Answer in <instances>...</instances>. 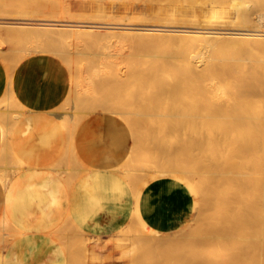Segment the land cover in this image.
Here are the masks:
<instances>
[{
	"label": "bare ground",
	"instance_id": "6f19581e",
	"mask_svg": "<svg viewBox=\"0 0 264 264\" xmlns=\"http://www.w3.org/2000/svg\"><path fill=\"white\" fill-rule=\"evenodd\" d=\"M80 1L87 3L91 0ZM131 1L133 0H109V2L112 3H127ZM164 1L165 0H163V2ZM172 2H174L175 6L208 7L211 9L213 8V10L210 16H191L182 18L169 15L159 20L158 17L156 18L157 21L154 19V16L149 14L132 12L133 14L115 15L109 13L106 15L105 20L111 23H100L97 21L100 20L99 18H94L87 22H75L74 19H88V17L91 16L88 15V12L86 14L83 11L74 15L71 11L73 16L70 14V9L68 10V7H66L65 9L63 8L65 11V14H63L64 16L62 15L58 17L56 21L54 20L55 23L37 24L39 26L36 28L33 22L24 23L23 21L25 27L18 29V27L16 28V21H13L16 23V26H12L14 29L12 28L11 31L8 30L11 34L7 32V37L11 36L12 33H18L20 31L23 32L20 33L22 36L24 32H26V34L30 33V35H32L31 37H33V39L35 38V40H37L36 38L40 39V35L41 37L44 35V37L48 38L50 41L60 42L68 45V47H72L70 48L72 50L74 47L80 49L81 52L79 50L70 52V49H68L69 51H64L63 47L59 45L62 51L59 49L56 51V49L55 52H58L56 56L58 54L63 55L62 59L67 64L64 70L69 79L75 75H79L75 83L78 80L80 89L85 90H83L84 94L88 92L86 88L90 93L92 92L91 94H93V91H96L98 87H96V82H94V85L93 79L95 81V78L98 77L100 80L96 79L97 84H101L98 88L99 92L100 88L103 87L110 89L109 92H107L108 96H102L103 98H100L98 102L93 105V107L95 106L94 108L100 112H112L116 113V116L119 114V116L121 115L130 119L132 123L131 117H136L135 113L138 112L136 115H139L140 112L139 117H141L142 114L140 109H142V105L146 106L145 108L147 109H149L148 106H151L154 111L156 102H158L163 112H165L164 110H169L173 118L171 123L176 126L174 129V126L171 125V130H173L172 135L176 138L175 140L179 146L177 152L181 158L179 160L177 158L178 161H174L170 158L171 156L167 157L169 156L168 153L165 154H168L167 156L163 155V152H165L163 151L164 149H167L166 151L169 152L172 147L169 141H165L167 142L165 144H168L171 149L166 148L168 145L164 146V143H160L164 135L159 134L160 132H156L157 128L160 126L155 125L156 131H153L156 133L149 132V134L161 136H159V140L155 139V136H150L152 139L154 138L153 141L150 139L152 142L155 143L156 140L159 141L155 143V147L158 148L154 149L155 151L152 150L154 152L151 151V154L155 153V155H152H158L159 153H157V151L159 147L162 146L161 151L163 152L161 155L165 157L162 162L163 168L160 169L158 166L156 170H152L160 162L157 164L154 163L156 160H154L153 157H151L153 158L151 159L153 162L149 161L148 158L150 156L146 154L150 152L149 150L147 151L148 148H145L147 146H145L144 149L149 153H146V156L143 157L142 153L144 149L139 145V147H135V149L139 148L140 150V148H142L141 151H143L139 152L136 150L134 152H138V154L141 153L142 158L140 159L146 157V160L139 163L136 159L128 163V160H131V158H129L122 164L120 168L121 172L119 169L113 170L119 171L120 174H124L122 176L123 180L127 184L134 186L135 191L139 184L147 177L143 171L161 172L164 175L167 174L171 176H175L174 174L176 173L180 174L177 180L182 195L193 198V204L199 207L195 217H193L195 220L193 219L191 221L194 225H191V222L186 224L189 232L183 229L185 232L182 230L183 233L181 231L178 235V238L183 242H180L179 239L177 240V237L171 236L175 237V240L182 244V247H180L184 250L181 251V249L178 248L180 244L176 245L177 243H175L171 245L172 242H176L175 240L172 241L174 238L163 236L146 227L137 208L140 200L137 195H133L134 198L131 200L132 202L134 201L136 210L131 212L128 225L134 227L138 224L139 226L142 225L143 230H140L139 226L137 227L142 234H140L139 231L138 234L136 229L135 234L138 235L136 236L134 234V236H136L134 239H132V236H124V233L120 231L106 237H96L90 235L84 236V231L82 230L81 236H79V234L78 237L76 236L77 234L75 235L77 238L74 244L77 250H73L72 252H76L71 255L72 263L74 259L73 256H77L78 260L80 259V253H83L80 250L83 248L86 251L88 249H95L96 251H100V253L112 252L120 248V257L118 258H124L127 254H129V257L131 255V257H133H130L131 260L128 261L129 263L127 264H264V14L257 13L255 20L254 18L252 19L249 12L250 3L247 0H171V3ZM30 4L32 5L33 3L30 2ZM163 4H165V2L162 3V5ZM166 4L168 3L166 2ZM219 8L227 9V11L217 14V9ZM230 8L234 10L235 14L233 17H229L228 10ZM34 9L33 7L32 11H35L37 14V10ZM21 10L20 11L23 13V9ZM18 13L17 15L19 16ZM31 13H28V15H33L34 12ZM29 16L24 17V19L27 17L29 18ZM253 20L257 23L256 25L253 24ZM18 22L19 24L21 22V25L23 24L22 21ZM101 29L108 30L102 31ZM8 33L10 34L9 36ZM15 35L12 36L14 37ZM17 35L19 36V33ZM40 43H42V41H39V44ZM46 43L47 42L44 43L45 45L43 47L47 45ZM35 44L37 45V43ZM50 44L52 43L50 42ZM113 47L117 50H126V60L124 62L127 65L129 64V66L123 62L126 67H128L125 72L120 71L119 60H117L115 53H97L96 51V53H92L83 52L82 50L96 48V50L105 51ZM20 54H22V52ZM72 54L84 55L85 58H77L75 60L73 57H70ZM16 62L17 60L14 63ZM14 63L12 62L13 65ZM124 64L123 66H125ZM9 66H11V64ZM9 66H7L6 69L10 73L12 69ZM70 82V85L73 83L76 87L73 79H71ZM112 84L113 86H111ZM74 86H72V88ZM14 88V84L8 86L6 88L8 96L5 95L2 100L0 99L1 126L2 122L5 123L4 120L8 117H12L14 118L13 120L16 121L26 112V110H22L23 108L18 111L11 109L12 104L15 103L13 100L14 97H12ZM121 89L123 92L124 90L127 91V93H125L127 97H124V95V98L118 97L120 96L118 95L119 90L122 92ZM137 99H140L137 104L142 105L133 109ZM82 100H84V95L82 96ZM67 101L69 102V99ZM89 102H91L90 99ZM153 103H155V108L152 106ZM81 105L82 104H80V106ZM14 106H16V104H14ZM67 108H69V106ZM90 108H92V104ZM153 111L150 109L149 112L152 114L154 113ZM47 112L49 115H54V117L60 113H56L54 110ZM66 112L67 114L69 113V111ZM91 112L93 113V111ZM63 113L62 115H67L65 112ZM83 113L86 115L87 111ZM147 114L144 115L143 113L145 117ZM156 114L157 117H155L154 114H152V116L154 115V118H158L159 111ZM160 115H163V113ZM160 115L159 117H161ZM59 116L60 115L57 117ZM69 116H71V114ZM72 116H74V114ZM72 116L70 121L67 118V124L72 127L71 129L67 126V129H71L69 130L71 132L67 130L69 135L76 130L75 124H79L82 120H80L77 115V120L75 119L76 121L74 120L73 123L75 125L74 127V125L71 124L73 122L72 118L74 119L75 117ZM62 117L63 116L59 118L61 119ZM161 119L159 121H161ZM65 120L66 119H64V121ZM78 120L80 121L77 122ZM153 120L152 118V120L147 121V125H149L151 121L152 123H150L153 124L154 127ZM155 120L157 121L158 119ZM167 120L168 119H166V121ZM166 121L164 120L163 122V126L165 125V127L166 125L169 126ZM138 122L137 120V124H139ZM126 124H128V122ZM157 124L160 125V123ZM168 126L167 128H170ZM64 127L66 128V125H64ZM153 127L152 129H154ZM2 128H4V126ZM6 128H4L5 133L8 132ZM147 128L148 127H146V129ZM7 129L10 128L8 127ZM11 129L9 131H11ZM8 134L4 135V133H2V136L4 135V140L8 139ZM139 134L141 133L139 132ZM73 135L76 136V133L74 132ZM71 137L72 136L69 138L72 139ZM164 138L165 137H163V139ZM143 139L146 143L148 142L146 137H143ZM151 141L149 143H151ZM171 141L173 143V140ZM136 142H134L135 145ZM145 142L142 143L144 144ZM9 144L11 143L9 142L8 145ZM9 148L11 149L9 156L16 162L15 168H12L10 165L14 173H17L21 168H23V170H25V167L30 168V165H26L27 163L25 164L21 160L16 159L11 146ZM131 155L132 152H130L128 157ZM4 156H8V154ZM137 156L138 155H134V158ZM172 158L174 159V157ZM184 158L189 160V166L187 167L185 166L187 163H185L186 161H184ZM7 163L10 162H6V164ZM6 164H3L5 166L0 168V175L2 179H4V188L2 187L4 192L10 190L11 186V183L8 184L9 177L7 171L9 167H7ZM52 165L55 166V164ZM54 166L52 167L54 168ZM46 167L48 169L50 168L48 165ZM88 170L87 168L83 171L88 172ZM109 170L112 171L111 169ZM61 171L63 170H60V172ZM136 171L143 172L144 176L135 180L133 173L135 172L136 174ZM66 184L70 187L72 183L68 181ZM65 220L67 219H64V221ZM65 222L69 223V225L71 223L72 228L76 227L72 221L68 222L67 220ZM9 224L10 222L6 214L3 212L0 216V226L2 230L6 228L11 229ZM188 224L190 227L192 226V230L189 229L190 227L188 228ZM130 228L133 232V228ZM56 231L57 230H55V233ZM131 231L129 230L130 233ZM3 232H1L3 233V238H5V236H9V238L0 239V247L4 246V242H7V240H14L17 236L19 237L25 233L24 230L11 233ZM51 232L53 231L51 230ZM62 232L63 230L60 233ZM57 235L58 234L54 236L57 237ZM146 237L148 239H146ZM55 240L56 238L54 241ZM127 243L136 244H131L133 247H131V249L133 250L129 249V252L126 250L127 254H124L126 252L123 250V247L124 244ZM71 244L70 249L67 248L68 250L74 248L73 246L71 247ZM183 244L186 245V248ZM173 246L178 247L175 249ZM77 253L79 255H77ZM112 257V259H114V256ZM77 258L75 257L76 261ZM84 258L86 257L84 256ZM64 260L67 261V257ZM80 263L82 262L80 261L79 264Z\"/></svg>",
	"mask_w": 264,
	"mask_h": 264
},
{
	"label": "rangeland",
	"instance_id": "374dc122",
	"mask_svg": "<svg viewBox=\"0 0 264 264\" xmlns=\"http://www.w3.org/2000/svg\"><path fill=\"white\" fill-rule=\"evenodd\" d=\"M172 1H175V0H172ZM247 1H249V3H250V11L249 12H250V16L252 19L254 18V20H255L257 13L264 14V5H262V4H264V0H256V1L255 0H247ZM30 2L33 4L35 3V4L34 5L32 4L33 5L32 6L30 4ZM157 2H161V3H157ZM164 2H165V4L162 5V3H164ZM164 2H163V0H133V1L127 2V3H112V2H109V0H97V2H96V0L95 1L91 0L90 2H87V3H83L80 0H42V2H41V0H20V1L19 0H0V74H2L3 81L6 84V86L4 88L5 91L3 92L2 97L0 99L2 100L3 96L5 97V95L8 96L6 88L10 85L16 84L17 82H20V84L24 88H27L28 90H30V94H32V96H33V94H35L39 90L40 91H42V90L47 91V88L49 86L59 87L62 90V96L60 99V103L58 104L56 109H54V111H56V113L60 112L58 115H60L59 117L63 116L62 117L63 119L61 118L63 121L59 117H57L58 116L57 114H56L57 116L54 117V115H49L48 112H46L48 116L52 117L51 120L57 125V128L55 129L56 130L55 134L56 135L61 134L67 141L66 148H65L64 152L62 153L58 163L54 167L55 173L60 178L64 179L65 183H67L68 181H69V183H74L81 176L83 178H85L86 176H90L89 174L96 172L95 177H98V180H96V187H98L100 191H101V189H103L104 191H105V189H107V193H108V197L107 196H104V197L100 196L99 197V204L102 202H107V201H109V199L112 200V198L111 197L109 198V196H112V197L114 196L113 200L114 201L116 200L117 202L121 203L123 201L122 196L124 194L129 193L130 199H132V198H134V196H136V195L138 196V194L141 191H144L146 188L150 187V185L152 186L157 181H165L167 184V185H165L166 187L160 188L159 189L160 193H159V195H157V197L159 198V196H160V198L157 199V197L155 196L156 197L155 200L153 199L154 202L158 201L156 204V210L151 211L153 209L152 206L151 207H149L150 205L148 206L150 212L148 211L147 215H149V216L153 215L155 217V219H154L155 222H154L153 226L148 225L144 220H143V223L146 225V227L148 229H151V230H153V231H155V232H157L163 236L165 235V236H168L169 238H174L172 240V241H174L176 239L175 237H177V240L178 239L180 240V238H178L179 237L178 235L181 233V231L183 229L185 231L187 230L189 232L186 224L188 222L190 223L193 219L195 220V218H193V217H195L196 211L199 208L193 204V198H191L190 196H187V195H182L181 188H180L179 182L177 180V177L180 174L176 173V174H174L175 176H171V175H167V174L164 175L161 172L155 173V172H149L148 170H147V172L143 171V172H145L147 177L139 184L136 191L134 189V186L127 184L123 180L122 176L124 174H122V173L120 174V172H121L120 168H121L122 164H124L125 160L127 161L129 158H131L130 161L128 160V163L133 162V160L135 161L136 159H137L136 161H138L139 163H142V161L146 160L145 159L146 157L144 159H140V158H142L141 153L138 154V152L137 153L134 152L136 150H138L139 152H142L143 150L141 151V149L142 148L144 149L145 146H147L145 148H148L147 151L149 150L150 153L147 152L146 149H144V151L142 153L143 157L147 155V156H150L148 158L149 161L153 162V160H151V159L154 158V160H156V162H154V163L157 164L160 162L152 170H156L158 166L160 167V169L163 168L162 162L164 161V158H165L161 155L163 151H165V152H163L164 156H167L169 154V156H167V157L171 156L170 158L174 161L175 160L178 161L181 158V157H179V154L177 152L179 146L177 144V141L175 140L176 138L174 137V135H172L173 130H171V127L174 126L173 128L175 129L176 126L173 123H171V120L173 118L171 117L169 110L168 111L164 110L165 112H163L162 111L163 109H162V107L160 108L158 102H156V108L154 106L155 103L152 104V106H154V108H155L154 111H153V108H151V106H148L149 109H147V108H145L146 106H143L142 104H137L138 101H140V99H141V97H140V99H137V101L134 100V101H136V104H134L133 109L142 105L141 106L142 109H140L141 107L139 108L141 110L142 115H141V117H139L140 112H139V115H136L138 112L135 113L136 117L133 116L135 119L133 117H131L132 123H131L130 119H127L121 115L119 116V114L117 115L118 116L117 117L116 113H112V112L110 113L109 112L110 113L109 114L107 111H105L106 113L102 111L103 112L102 113L99 110H97L96 108H94L95 106L93 107V105H95L100 98L108 96L107 92H109L110 89H107L105 87L100 88V92H101L100 93L98 88H99V85H101V84H97V81H96V79H99V77H98V78H95V81L93 79V83L96 82V85H97L96 87H98V88H96V91L94 92L93 90H91V91H93V94H91L92 92L90 93V91L86 88V90L89 93L87 92L88 94L87 93L84 94L83 93L84 89L83 90L80 89V87H79L80 83L78 82V80L75 83V80L79 78V75H75L74 77L71 78V79H73V82L76 85V87H75L72 83L71 85L74 86L72 88V86L70 85L71 79L68 78V76L64 70L65 65H67V64L62 59L63 55L58 54L56 56V54L58 53V52H55L56 49H57L56 51H58V49L62 51L60 46L63 47L64 51H69L68 49H70L72 47H70V46L68 47V45H65V44L60 43V42L50 41L48 38H45L44 35H42V37L40 35L39 36L40 39L36 38L37 40H35V38L33 39V37H31L32 35H30V33L26 34V32H24V34L26 36L24 34L22 36V34L20 35V33H23V32H21L20 30H19L20 32H18L19 36L17 35L18 34L17 32L12 33V35L16 34L17 36L15 35L13 37L11 35L13 38L11 36H9L11 34L9 31H11V29L13 27H15L16 25H17L16 28L18 27V29H20L21 27H25L24 26L25 22H27V23L33 22L35 24L36 28L39 26L37 24L41 25L42 23H44V24L55 23L54 20L56 21L58 19V17L65 14L64 9L66 7H68V10L70 9L69 10L70 14H72L71 11L74 13V15H77V13L79 14L80 12L84 11L86 14L88 12V15L91 16V17H88V19H84V18L78 19V20L74 19L75 22H78V21L79 22H87V21H90L91 19L99 18L100 20H97V21L100 23H111L110 21L105 20L106 15L109 13H112L115 15L133 14V13L149 14V15L154 16V19L157 21L156 18L159 17L158 18V20H159V19H161L165 16H169V15L176 16V17H182V18L183 17H191V16H196V17L210 16L211 12L213 10V8L211 9L208 7L202 8V7H192V6H175L174 2L171 3V0H165ZM166 2L168 4H166ZM38 3H39V5H38ZM143 3H145V4H143ZM33 7L37 10V14L35 11H32ZM61 8H62V10H61ZM21 9H23V13L21 12L22 11ZM224 11H227V9L219 8V9H217V14H221ZM228 11H229V17H233L235 14L234 10L232 8H230ZM25 12H26V14H25ZM27 12L28 13L34 12V13H33V15L29 16ZM17 13L22 18L19 17L17 15ZM26 16H29L30 20L28 17L24 19V17H26ZM19 19H22V20H19ZM13 21H16L17 24ZM18 21H22V23L24 21V23L21 25V22L19 24ZM253 24L256 25L257 23L254 21ZM101 30L107 31L108 29H101ZM7 32L10 33V34L8 33L9 37H7ZM33 36H36V35H33ZM10 38H11V41H10ZM36 41H38V42H36ZM39 41H42V43L39 44ZM43 42L44 43L47 42L46 44L49 47L47 45H46L47 47L46 46L43 47L45 45ZM50 42L52 44H50ZM35 43H37V45L39 44L38 45L39 48L37 47V45ZM75 50L76 51L79 50L81 52L80 49H76L75 47L73 50L70 49V52L71 51L74 52ZM82 50H83V52H92V53H96V52L97 53L98 52L99 53L100 52L115 53L117 60H119L118 62H119L120 71L125 72L128 68V67H126L127 64L124 62L126 60V56H125L126 50L125 49L117 50L116 48L113 47V48L107 49L105 51L98 50V49L96 50V48H93L91 50H90V48L88 50H86V49L85 50L82 49ZM21 52H22V54H20ZM119 55H122V56H119ZM57 57H61V58H57ZM70 57H73L75 60L77 58L78 59L79 58H81V59L85 58L84 55H75V54L70 55ZM16 60H17V62L14 63ZM12 62L14 63V65L12 64ZM10 64L12 67L9 66ZM123 64L125 66H123ZM7 66H9L12 69V71L10 73L6 69ZM127 66H129V64ZM123 67H124V69H123ZM20 73H21V77L19 79V78H17V74H20ZM7 75H9V76H7ZM7 77H9V78H7ZM101 82H102V80H101ZM94 85H95V83H94ZM111 86H113V84ZM72 91H74V92H72ZM125 93H127V91L124 90V92H123V90H122V92H121L119 90L118 95H120V96H118V97H121V98L127 97V95H125ZM83 95H84V100H82ZM123 95H124V97H123ZM138 95H141V94H138ZM19 96H20L19 93H15L14 91H12V97H14L13 100L15 101L14 104H16V106H14V104H12L11 109L18 111V110H21L23 108L22 110H24V111L26 110V112H24L23 116H21L16 121L13 120L14 118L8 117L7 119L4 120L5 123L2 122V126L0 123V130H2V131H0V168L4 167L5 165H3V164H6V162L11 163V164L10 163L6 164V166L9 167V170L7 171L8 177H9L8 178L9 179L8 184H10L13 181V178L20 177L22 174H24L26 171H28L30 169L29 167H25L24 168L25 170H23V168H21L17 173H14L13 170H11L12 168H15L16 162L14 160H12L13 158L11 156H9L11 153L10 152L11 149L9 147L11 146L12 152L14 153V156L16 157V159H19L26 164L27 162H25L24 158H25V156L30 155V150L26 149L25 146H22V144L20 142L22 140L23 141L30 140V136L36 133V132H34L33 124L37 123V121H38V117L35 116V114L33 112L29 111L27 109V107L22 105V103L19 99L20 98ZM68 99H69V102L67 101ZM89 99L91 102H89ZM1 100H0V102H1ZM77 102H79V103H77ZM18 104H19V106H18ZM80 104H82V105L80 106ZM91 104H92V108H90ZM87 105H89V106H87ZM68 106H69V108H67ZM78 106H79V108H78ZM80 107H82V108H80ZM89 109H93V110H89ZM145 109H147V110H145ZM150 109L154 112L152 114H154L155 117H157L156 113H158V111H159L158 118H154V115L152 116V114L149 112ZM2 110H3V108H2ZM65 110L69 111L71 116L74 114V116H72V117H75V118L74 119L72 118L73 122L71 120V122H72L71 125H74L73 123H74V120L76 119L77 115L79 116L80 120L82 119L81 121L80 120L77 121V122L80 121L79 124L77 123L78 125L75 124L76 125V130L74 131L75 133L79 132L82 129V127L88 126L91 128V133H89L87 135L88 139H89V145L91 146V149H89V150H91V152L98 151V158L96 156V157H93L92 159L94 161L96 160L99 162H104V164H103L104 167H102L104 169V171H100V173H99V171H96L95 169H93V166L91 165V163H86L85 160L80 161L78 158H76L75 148H74V144H73V141H74L73 138L75 137V135H73L74 132H72V134L70 133V135L68 134L69 132H71L69 130H71L72 127L67 124L68 123L67 120L69 119V121H70L71 116H69L70 114L69 113L67 114V112ZM48 111H50V110H48ZM86 111H87V114L85 115L83 112H86ZM91 111H93V113ZM63 112H65L67 115H62ZM72 112H73V114H72ZM142 112L144 113V115L147 113H150V114H147V116H146L147 118H146ZM162 113H163V115H160ZM159 115L162 117V119H161V117H159ZM64 116H65V118H64ZM148 116H150V117H148ZM53 118H55L56 120H54ZM152 118L154 120L158 119L157 121L153 120L154 127H153V124H151L152 123L151 121H150L151 123L149 122V125H147V123H146L147 121L152 120ZM64 119H66V120L64 121ZM160 119H161V121H159ZM163 119L165 121H166V119H168L166 122L169 124V126L168 125H166V127H165V125L163 126V122H164ZM137 120L139 121L138 122L139 124H137ZM162 120H163V122H162ZM134 121H136V122H134ZM127 122H128V124H126ZM157 123H160V125ZM64 125H66V128L64 127ZM75 125H74V127H75ZM155 125L160 126L157 128V131H156ZM3 126H4V128H6V126H7V128L9 127L10 129L11 128L12 129H11V131H9L10 129L6 128V131L8 130V132L5 133L4 128H2ZM67 126L70 127L71 129H69V128L67 129ZM144 126H145V128H144ZM167 126L170 128H167ZM146 127H148V128L146 129ZM152 127L154 129H152ZM145 129H146V131H145ZM137 130H138V132H137ZM153 130H155L158 133L160 132L159 134L164 135L163 137H165V138L163 139V137H162V142H160V143H164V146H166L168 144H165V143H167L165 141H169L172 149L170 148L169 145L166 148L171 149V151L167 152L166 151L167 149H164L163 151H161L162 150V148H161L162 146H161V147H159V149L161 148L160 150L159 149H158V151L156 150L157 153H159L158 155L154 156L155 153H152L154 155L151 154L152 150L158 148V147H155V145H156L155 143L159 140V136H161V135H159V136L157 135L158 136L157 137L155 134H153V135L151 134L152 136H155V139H158V140H156L155 143L152 142L154 140V138L152 139L150 137L151 135L149 134V132L154 133L155 131H153ZM1 132L4 133V135L9 133L7 135V137H8L7 140H4V137H3L4 135L2 136ZM139 132L142 134L143 137H146V139L148 141L147 143L144 140L145 138L143 139V137L141 136V134H139ZM145 132H147V133H145ZM137 135H139V136H137ZM145 135H148L149 138H148V136H145ZM68 136L69 137L72 136L71 137L72 139H70ZM141 137H142V140H141ZM150 139H152V141ZM171 140H173L174 144L172 143ZM141 141L145 142V143L143 144ZM150 141H151V143H149ZM9 142L11 144L8 145ZM134 142H136L137 146L134 144ZM139 145H141L142 148H140V150H139V148L135 149V147L137 148V147H139ZM15 147H17L18 149ZM151 147H153V148H151ZM87 148L88 147H84V150H88ZM173 149H175V150H173ZM154 151H152V152H154ZM130 152H132V155L130 157H128ZM5 153H7L8 156H4V155H7ZM71 153L74 155H72ZM146 153H149V154H146ZM166 153H168V154L165 155ZM134 155L135 156L138 155L139 157L137 156L136 158H134ZM151 157H153V158H151ZM172 157H174V159ZM158 158H159V161H158ZM177 158H178V160H177ZM9 159H11V160H9ZM160 159H162V160H160ZM68 160H70V161H68ZM184 161H186L185 163H187L186 165L184 163V165L186 167L189 166V160L187 158H184ZM12 163H13V165H12ZM10 165L12 168L10 167ZM26 165L29 166L28 163ZM68 165L71 167H69ZM58 168L60 170H63L66 173H64L63 171L60 172V170ZM83 168L84 169L88 168L90 171L89 170H88V172L83 171L84 170ZM70 169L72 171L77 170L80 172L76 171L77 173L74 174V171H73V174H72V171ZM109 169H111L112 171H110ZM113 169H119L120 172L113 170ZM160 169H158V170H160ZM106 170H109V171H106ZM68 171H70V172H68ZM138 172L136 174H135V172L133 173L135 180L140 178L141 176H144L143 172H141V171H138ZM0 173H1V171H0ZM78 173H79V176H78ZM141 173H143V174H141ZM12 174H13V176H12ZM133 174H132V176H133ZM106 175H107V177H106ZM71 176H73V177H71ZM3 180L4 179H2V177L0 175V202H1V199H2L3 193H4L3 192V188H4ZM167 187H168V189H166ZM151 193H152V191H151ZM101 197H102V199H101ZM35 199H36L35 196L30 197V190H28L27 188L24 187V188H22V190H20V193H19V195L16 196L14 204H13V210H12L13 216H9V222H10L9 227H11V229L6 228L5 230H2V228L0 226V229H1L0 239H2L4 237L3 231L8 232V233L16 232L18 230L19 231L24 230L25 233L29 231L30 228H28V226H26V221H25L29 218V215L26 212H28V210H30V206L33 204ZM132 200H130V201L132 202ZM133 203H134V201L132 202V204ZM40 204H41V201L39 202V205ZM103 208L104 207L100 206L101 211ZM150 208H152V209H150ZM116 215H121L122 219H121L119 227H117L114 231H110L111 233L106 231V226H102V227L97 226L96 227L95 224H90V225H88V227L82 228V227L76 226L75 223L72 221L73 224L77 227V228L76 227L72 228L71 223H70V225H69V223H66V222L62 223L64 225L61 224L59 227H57L55 229V230H57L56 233H55V230L50 233L52 238L53 237H54V239L56 238V240H57L56 245H57V247L60 250V253L62 255V260L55 262L54 264H63V263L79 264L80 261L82 262L80 264H127V263H129L128 261L131 260L130 257L132 255L129 257V254H127L126 250H128V252H129L130 251L129 249H131L132 245H135L136 243L135 244L134 243L124 244L123 250H125V252H126L124 254H127V255H125L126 258L125 257L124 258H118V257H120L119 256V249L120 248H118L112 252H101V253H100V251H96L95 249H93V250L88 249L86 251L83 248L80 251L85 253L86 255L83 253L81 254L79 252L80 256H81V257L78 256V257H80V259H79L80 261L78 260L77 256H73V258H74L73 263L71 262V260H72L71 255L76 253V252H74V253H72V252H73V250H75V251L77 250V249H75L76 247H75L74 242L76 241L78 234H79V236H81L83 231H84L83 232L84 236L90 235V236H96V237H106V236H109L110 234H113L117 231H120L121 233L122 232L124 233L123 234L124 236H132L133 237L132 239H134V238H136V236L140 232L138 229L140 228V230H143L142 225L139 226V224H138L135 227L128 225L129 218H130V215H128V213H125L124 215H123V213H119V214L117 213ZM69 221H71V220L68 219V222ZM190 224L194 225L193 222H191ZM126 226L129 228H127ZM138 226H139V228H137ZM183 226H185V227H183ZM130 227L133 228L132 229L133 232L131 231ZM189 227H190V225L188 226V228ZM191 227L189 229L192 230L193 228H191ZM79 228L81 229V231ZM136 229H137V233H138L137 235L135 234ZM62 230H63V232L60 233ZM129 230L131 231L132 235L129 232ZM70 231H72V232H70ZM183 231H182V233H183ZM1 232H3V233H1ZM56 234H58L59 237H58V235H57V237H55L54 235H56ZM92 234H94V235H92ZM134 234L136 236H134ZM140 234H142V232H140ZM21 236H19V237H21ZM171 236H175V237H171ZM19 237L17 236V238H14V240L13 239L12 240L6 239L7 242H4L5 245L0 248V254H4L5 251H7V249L11 246V244L15 240H17ZM68 237H69V239H68ZM5 238H9V236H5ZM5 238H3V239H5ZM146 239H148V238L146 237ZM177 240H175L176 242H174V243L172 242L171 245H173L175 243H177L176 245H179L180 242H183L182 240H180V242H178ZM70 244H71V247L72 246L74 247L73 249L71 248L72 250H68V249H70ZM181 245L182 244H180L179 247L178 246H173V247H175V249H177L176 247L181 249V247H182ZM183 246H185V248H186V245L183 244ZM131 250H133V249H131ZM182 250H184V249L182 248L181 251ZM65 254H66V256H65ZM77 255H79V254L77 253ZM84 256L86 258H84ZM112 256H114V259H112L113 258ZM66 257H67V261L64 260ZM75 257L77 258V261L75 260ZM131 258H133V257H131ZM64 261H66V262H64Z\"/></svg>",
	"mask_w": 264,
	"mask_h": 264
},
{
	"label": "crops",
	"instance_id": "0c3cea01",
	"mask_svg": "<svg viewBox=\"0 0 264 264\" xmlns=\"http://www.w3.org/2000/svg\"><path fill=\"white\" fill-rule=\"evenodd\" d=\"M20 77L21 73L17 74V78L20 79ZM5 85L3 76L0 74V98L5 91ZM14 85L13 91L20 94L19 99L22 105L38 117V122L36 123L37 125L33 124L36 133L30 136V140H22L20 142L22 146L30 150V155L24 158L30 165V169L20 177L13 178L10 190L5 192L3 190L4 193L0 202V216L5 212L9 220V216H12L15 198L24 187L30 190V197L35 196L36 199L30 206V210L26 212L29 215V218L25 220L26 226L30 227L29 231L15 240L4 254H0V264H54L62 260V255L56 245V241L51 238L49 233L67 221L69 216V220L73 218L71 221L78 227L83 228L88 227L90 224H95L96 227L106 226V231L111 233L110 231H114L119 227L122 219L121 215L116 214L123 213L124 215L128 213L130 215L132 211L136 210V207L135 203L132 204L130 201L129 193L122 196L123 201L121 203L114 201V196H109L112 200L109 199V201L99 204V197H108V193L107 189L105 191L101 189L100 191L96 187V180H98V177H95L96 172L89 174L90 176L85 178L81 176L68 187L52 167L54 166L52 164L56 166L58 163L61 153L66 148L67 141L61 134H55L57 125L51 120L52 117L46 114L48 110L56 109L60 103L62 90L57 86H49L47 91L39 90L32 96L30 90L24 88L20 82ZM53 119L56 120L55 118ZM89 133H91V128L88 126L82 127L76 133L73 141L75 156L80 161L85 160L86 163H91L93 169L100 173V171H104L102 168L104 167V162L96 160L95 162L92 159L96 156L98 158V151L91 152L89 150L91 149L87 136ZM84 147H88V150H84ZM46 164L50 167L49 169ZM76 171H74V174ZM165 185H167L165 181H157L138 194L140 200L137 207L138 211L142 219L150 226H153L155 217L147 215L148 211L150 212L148 206H152L153 209L150 208L152 209L151 211L156 210L158 201L154 202L153 199L155 200L160 193L159 189L166 187ZM159 198L157 197V199ZM40 201L41 204L39 205ZM100 206L104 207L102 211ZM64 219L67 220L64 221Z\"/></svg>",
	"mask_w": 264,
	"mask_h": 264
}]
</instances>
